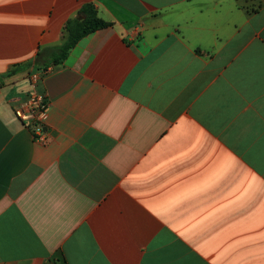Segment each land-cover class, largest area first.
<instances>
[{"label": "crops", "instance_id": "obj_1", "mask_svg": "<svg viewBox=\"0 0 264 264\" xmlns=\"http://www.w3.org/2000/svg\"><path fill=\"white\" fill-rule=\"evenodd\" d=\"M0 264H264V0H0Z\"/></svg>", "mask_w": 264, "mask_h": 264}, {"label": "built area", "instance_id": "obj_2", "mask_svg": "<svg viewBox=\"0 0 264 264\" xmlns=\"http://www.w3.org/2000/svg\"><path fill=\"white\" fill-rule=\"evenodd\" d=\"M46 73L42 71L31 76V94L15 109L17 118L31 129L34 140L44 145L49 142L46 128L49 102L46 95L39 92L38 84Z\"/></svg>", "mask_w": 264, "mask_h": 264}, {"label": "trees", "instance_id": "obj_3", "mask_svg": "<svg viewBox=\"0 0 264 264\" xmlns=\"http://www.w3.org/2000/svg\"><path fill=\"white\" fill-rule=\"evenodd\" d=\"M262 6L260 3L258 9ZM257 9V10H258ZM255 10V11H257ZM79 16L82 19H72L67 23L68 38L65 44L59 49V59H64L68 55L69 51L75 47V45L83 37L94 33L97 30L104 29L110 26V23L102 20L93 4L85 5Z\"/></svg>", "mask_w": 264, "mask_h": 264}]
</instances>
